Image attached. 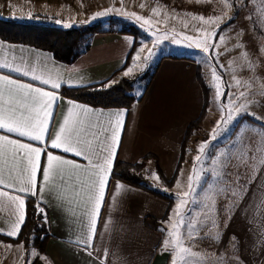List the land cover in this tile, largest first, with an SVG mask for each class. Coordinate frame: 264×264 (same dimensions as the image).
<instances>
[{"label":"crops","instance_id":"obj_1","mask_svg":"<svg viewBox=\"0 0 264 264\" xmlns=\"http://www.w3.org/2000/svg\"><path fill=\"white\" fill-rule=\"evenodd\" d=\"M56 1L59 0H0V18L37 24H45L44 21L54 22L60 19L50 10V7H55L52 4ZM66 1L72 5L69 13L71 15L68 17H76L74 7L80 6L81 9L83 0ZM247 5L249 17L255 21L264 46V0H247ZM210 9L211 7L207 11H211ZM186 15V25L189 26L188 22L193 16L190 11ZM247 25L252 27V23ZM136 49V38L130 33H120L118 30L99 32L93 36L90 49L69 64L58 60L48 50L0 38V63L29 72L28 76H24L21 72L0 67V75L41 87L45 91H55L59 97L43 143L8 134L9 138L20 139L46 150L41 156V173L37 180L36 195L23 194L8 187L0 190L8 192L9 196L21 195L26 201V215L29 200L44 208L48 235L42 244L35 246L37 252L32 260L28 259L30 247H26L23 241L16 240L18 236L13 238L6 235L17 221L16 205L8 197L0 196V236L9 237L0 238V264H170V253L161 247L164 232L160 225L170 226L175 222L177 201L166 193L155 194L114 177L113 168L117 162L136 163L150 156L145 172L154 186L157 177L160 182L175 178L171 188H176L181 179L182 168H185V173H190L188 177L192 176L194 168L188 164V155L194 152L193 143L201 137L202 144L206 146L204 149L212 147V137L216 134L209 131L208 124L216 123L217 120L212 117L209 108H206L207 95L200 80L199 66L186 62V57L183 62L176 55L175 61L163 60L142 100L133 103L130 108L96 107L65 93L67 88L126 79L128 75L125 72L130 69ZM232 73L235 74V70ZM33 74L58 82L61 87L53 90L50 85L33 80ZM263 87L261 90L264 91ZM237 90L238 86L234 85L232 99L229 90L227 93L224 90L218 96L217 104L222 110L246 104L247 112L242 113V116L249 120L246 128L249 131V140L260 139L261 144H258V149L253 150L246 160L239 158L238 147L240 163L235 166L240 169L242 176H234L240 189L231 202L227 199L229 197L223 198L225 185L222 178L221 185L216 183L211 189L210 184L204 186L206 191L199 199L201 213H193L187 207L188 221L194 220L193 217L198 216V213L203 218L200 219L199 228L196 227L197 224L187 222L186 233H191L195 239L198 236L211 235L219 237V240L213 239L210 245L202 243L199 246L196 244L193 249L189 248L188 253H195L196 259L187 261L186 264H264V96L256 101V95L241 96L244 91ZM149 97H152L151 101ZM75 105H80L81 108H75ZM70 108L74 112H81V109L92 110L90 113H82L83 121L77 126L79 136L74 134L73 138L80 141L81 147L88 151L94 162H102L108 155L112 126L118 118L117 114L123 113L120 139L112 158L111 172L97 216L95 237L90 247L85 240L92 210L91 197L95 191V170L89 168L88 162L82 157L50 147L51 139L55 137ZM204 109L207 110L206 114ZM200 117V125L191 132V136L186 137L191 123ZM4 134L6 133L0 131V135ZM214 140L220 141L224 148L225 140ZM47 152L73 160L83 167L76 171L65 170L45 185L42 169L47 162ZM198 168L195 167V172ZM203 168L202 166L201 169ZM208 168H204L206 172ZM8 174L5 169V176ZM12 183L16 189L19 188L17 181L13 180ZM187 188L192 193V186L188 185ZM211 191H216L217 194L213 193L211 196ZM219 191L222 195H219ZM188 195L186 202L192 201V197H189L191 195ZM225 200L228 206L225 205L226 210L223 211L224 205L220 208L219 204H224ZM210 204L212 206L208 208ZM148 217L159 221L157 229L146 223ZM189 225L195 227L192 232ZM209 250L219 256L227 255V252L229 255L225 260H217L209 256Z\"/></svg>","mask_w":264,"mask_h":264},{"label":"rangeland","instance_id":"obj_2","mask_svg":"<svg viewBox=\"0 0 264 264\" xmlns=\"http://www.w3.org/2000/svg\"><path fill=\"white\" fill-rule=\"evenodd\" d=\"M52 5H55V7H50V10L60 17L57 20L60 23H57V21H44L45 24H53L64 28L96 24L98 30L130 29L132 26L137 29L135 35L140 42L130 64L131 72L126 78L132 83L135 96L144 95L163 60L175 61L174 56L176 55L183 62L186 61L184 59L186 57L188 58L186 62H192L199 66L200 80L206 88L207 107L212 117L217 118L216 123L208 124L209 131L216 134L212 137V147L208 150L204 149L201 153L199 151L202 144L201 137L193 143L194 152L188 155L189 163H187L192 165L193 168H199L196 172H191V177H193L191 182L192 193H189L191 189L187 188L190 185L188 177L190 173H185V168H182L180 172L181 179L178 181L176 188L172 189L165 186L158 179L155 184L161 192L176 200L177 206L181 204V200L186 201L184 193L187 192L191 195L188 196L192 197V201L186 202L191 204L185 203L181 207L180 216L177 215V208L175 209V222L170 226L162 224L160 228L164 232L161 247L170 253V264H173V261H176V264H186L187 261H194L196 259L195 253H192V251L191 253L179 252V247L193 249L196 244L198 246L202 243L210 245L213 243V239L219 240V237H212L211 235L208 237L198 236L195 239V236L186 233L187 222L195 223V225L197 224L196 227L199 228L200 219L203 218L199 215L201 213L199 211L201 207L199 199L202 193L206 191L204 186L210 184L211 189L216 183L221 185V179L224 178L223 198L229 197L227 199L231 202L234 196L238 195L240 189L234 179L237 176H242L240 169L235 165L240 163L239 158L246 160L253 150L258 149V144H261L260 139H256V141L249 140V131L246 129L249 124L248 118L242 116L241 113L233 121L225 124L227 114L235 108L222 110L217 104L218 92L222 94L224 90L225 93L229 90L228 93L230 92L232 99L234 85L238 86V90L242 89L247 97L256 95V101L264 96V91L261 90L264 86V46L261 43V35L255 21H252L249 17L247 0H83L81 9L80 6L74 7L76 13L74 18L68 17L71 15L69 13L72 11L70 9L72 5L68 4L66 0L56 1ZM207 7H211V11L208 12L209 8ZM109 9L112 11H109ZM187 11H190V15L193 16L188 22L189 26L186 25V21H188ZM98 13H105V15L98 16ZM136 16L143 19L137 20ZM216 16L220 17L219 22L211 20L208 24L203 22ZM143 20H148L149 23L145 24ZM247 23H252V27H249ZM205 31L216 32V35L209 40V44L212 46L209 47L207 53L203 51L204 45L197 47L195 43L196 40L204 39ZM184 36L193 39L190 41L184 40ZM175 40H180L181 43L177 44L174 42ZM149 50H151L152 55H149ZM137 56H139V60L136 59ZM145 57L148 58L145 59ZM233 70H235V74L232 73ZM246 71L249 72L246 73ZM149 98L151 101L152 97ZM217 114H219L218 117ZM220 138L225 140L224 148L220 141L214 140ZM254 142H256L255 147ZM205 143L209 144L206 141ZM216 144H219V146H216ZM238 147H240V154L237 153L239 151ZM185 155L183 167L185 166ZM197 155L201 157L199 162L195 160ZM202 166L204 168L209 167V170L207 172L204 168L202 170ZM196 177H199V179H196ZM213 193L217 194L216 191H211L210 195L212 196ZM219 195H222L221 191H219ZM225 205L228 206L227 200L224 204H219L220 208L223 206V211L226 210ZM188 206L189 210H193V213L194 211L199 212L198 216L193 217L194 220L190 219L188 221L186 219ZM211 206L210 204L208 208H211ZM181 217L183 223L178 224ZM173 225L179 227L176 236L172 235L174 232ZM192 231L193 229L190 228V232ZM211 231L212 229H210ZM179 241H182V244ZM36 252V248L30 246L28 259L32 260ZM208 254L211 258L225 260L229 252H227V255L219 256L209 250Z\"/></svg>","mask_w":264,"mask_h":264},{"label":"snow or ice","instance_id":"obj_3","mask_svg":"<svg viewBox=\"0 0 264 264\" xmlns=\"http://www.w3.org/2000/svg\"><path fill=\"white\" fill-rule=\"evenodd\" d=\"M109 11H112L109 9ZM98 16L105 15V13H98ZM134 15V14H133ZM137 20H142V17L136 16ZM203 19V18H202ZM219 22L220 17H210L203 22L208 24L209 21ZM60 23V21H57ZM143 23L148 24V20H143ZM218 27V23H217ZM216 32L204 33L203 40H196V46L201 47L204 45L203 51L207 53L209 47L210 38L214 37ZM184 40H192V37L184 36ZM223 39V37H221ZM180 44V40L174 41ZM149 55H152L149 50ZM148 57H145L147 59ZM139 60V56L136 57ZM0 67L9 68L10 71L21 72L22 75L28 76L29 72L22 71L19 67H10L7 63H0ZM131 69L125 72V75H129ZM33 80L40 81L43 85H50L51 89L58 90L61 84L50 79H42L40 76L32 75ZM217 95H222L217 93ZM245 93H241L244 96ZM59 99L55 91H45L41 87H34L31 84L21 83L15 79H10L7 75H0V131H3L4 135H0V188L8 187L12 188L23 194L36 195L37 180L41 173V156L46 150L41 147H34L31 143L22 142L20 139L9 138L8 134H15L16 137L26 138L28 141H34L37 143H43L46 135L49 132V125L53 116L54 105ZM75 108H81L80 105H75ZM91 109H81V112H74L73 109H69L67 115L63 119L62 125L59 127L55 137L51 139L50 147L53 149L61 150L64 153H70L76 157H82L88 162V167L94 169V194L91 197L92 210L89 217L88 234L85 243L91 246V241L95 237V227L97 223V216L102 205V200L105 194L106 184L109 173L112 168V158L114 157L119 139L120 129L122 126L123 113H119L115 125L112 126V133L110 137L111 145L110 151L107 156L103 158L102 162H94L92 156L88 154V151L81 147L80 141L74 140V134L78 137L79 132L77 126L83 121L82 113H90ZM247 112V105L241 104L234 110L230 111L225 124L233 121L236 116L241 113ZM251 114V113H248ZM204 144H201L199 151L203 153ZM47 162L42 169V179L44 184L48 182L56 175L61 174L65 170H80L83 166L76 163L73 160L64 159L59 155H53L51 152H47ZM195 160L199 162L201 157L197 155ZM5 169L8 170V175L5 176ZM195 171V167H194ZM15 173V175H12ZM158 179V177H157ZM199 179V177H196ZM15 180L19 183V188L16 189L12 181ZM190 186L193 181V177H189ZM119 187V186H118ZM185 196L188 193H184ZM0 196L8 197L16 205L18 217L16 223L13 225L11 231H8L6 235L16 238L19 235L20 229L26 219V201L21 195L9 196L6 191L0 190ZM186 203L181 200V204L177 206V215L180 216V209ZM38 212L43 216L45 222L47 221V215L44 208L37 205ZM183 219L178 222L182 224ZM189 228L194 230L193 225H189ZM173 236L179 232L178 225H173ZM191 236V233H189ZM182 244V241H179ZM11 248V245L8 246ZM179 252H190V249L179 247ZM179 254V253H178ZM176 264V261H173Z\"/></svg>","mask_w":264,"mask_h":264},{"label":"trees","instance_id":"obj_4","mask_svg":"<svg viewBox=\"0 0 264 264\" xmlns=\"http://www.w3.org/2000/svg\"><path fill=\"white\" fill-rule=\"evenodd\" d=\"M114 31L111 29L98 30L96 24L81 27L64 28L56 25L37 24L0 18V38L9 42L23 43L48 50L54 56L65 63H73L86 53L92 44V38L96 33ZM120 33H130L136 38V46L139 40L136 37L137 29H119ZM204 87V85H203ZM205 88V87H204ZM206 90V88H205ZM65 93L76 100H80L96 107H124L130 108L133 103L141 101L143 95L133 94V85L128 79L118 82L103 81L90 86L67 88ZM207 101V99H206ZM207 108V104H206ZM206 109H204V114ZM201 117L191 123L186 137L200 125ZM150 156L144 157L136 163L117 162L113 168V176L131 185L143 187L155 194L161 191L154 186L153 181L145 172V167ZM175 178L171 181L162 180L163 185L171 187ZM30 201V200H29ZM27 205V215L20 235L16 240L23 241L26 247L37 246L44 242L48 235V224L37 210V204L32 201ZM146 223L154 229L160 225L154 217H148ZM0 238H9L0 236Z\"/></svg>","mask_w":264,"mask_h":264}]
</instances>
